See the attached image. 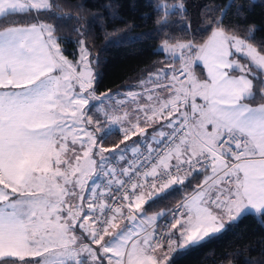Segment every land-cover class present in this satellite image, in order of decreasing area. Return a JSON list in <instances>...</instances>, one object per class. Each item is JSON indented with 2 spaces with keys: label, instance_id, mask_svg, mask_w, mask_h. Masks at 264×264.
I'll return each instance as SVG.
<instances>
[{
  "label": "snow or ice",
  "instance_id": "6c2138e0",
  "mask_svg": "<svg viewBox=\"0 0 264 264\" xmlns=\"http://www.w3.org/2000/svg\"><path fill=\"white\" fill-rule=\"evenodd\" d=\"M156 7L165 26L169 12L188 14L186 0ZM232 7L243 19L245 4ZM62 11L58 0H0V264H167L177 243L172 229L181 246L197 245L226 221L264 218V42L255 46L254 27L245 28L251 39L241 38L225 28L227 11L209 9L218 18L205 20V42L164 41L162 51L179 57L178 71L160 69L141 91L116 99L97 95L100 76L84 40L77 71L56 28L38 19H73ZM93 100L119 107L94 120ZM154 124L157 147L146 142L144 153L140 142L119 153L104 146L114 126L123 143L148 136ZM129 152L136 161L127 163ZM200 172L202 183L172 213L169 231L158 233L165 213L148 215L145 193L151 197L157 180L162 191Z\"/></svg>",
  "mask_w": 264,
  "mask_h": 264
},
{
  "label": "trees",
  "instance_id": "16d2710c",
  "mask_svg": "<svg viewBox=\"0 0 264 264\" xmlns=\"http://www.w3.org/2000/svg\"><path fill=\"white\" fill-rule=\"evenodd\" d=\"M58 2L63 9L58 15L73 19H52L47 15H40L38 19L56 28L60 48L69 61L78 60V41L84 40V46L95 61L96 75L100 76L94 85L97 95L132 88L135 83L169 64L170 60L158 50L165 40L170 43L205 42L211 34L208 31L211 24L205 23V20L207 17L218 18V13L209 9L222 7L227 11L224 26H231L232 34L251 39V36H246L245 28L252 26L255 29V46L259 47L264 42V0H186L187 17L169 12L166 14L167 26L163 24L164 16L158 18L160 10L156 5L165 2L174 4L176 0ZM233 2L237 6L245 4L243 19L237 17L236 7L229 10L228 6ZM32 19L29 17L23 22ZM185 25L189 27L185 29ZM77 27L81 28L83 37L74 31ZM195 72L204 77L200 67L196 66ZM121 139L122 136L115 133L104 142V146H117ZM202 175L192 174L186 178L183 186L159 193L146 205L145 210L149 213H168L197 188ZM167 264H264V218L255 214L242 216L210 242H202L187 251L173 254Z\"/></svg>",
  "mask_w": 264,
  "mask_h": 264
},
{
  "label": "rangeland",
  "instance_id": "374dc122",
  "mask_svg": "<svg viewBox=\"0 0 264 264\" xmlns=\"http://www.w3.org/2000/svg\"><path fill=\"white\" fill-rule=\"evenodd\" d=\"M162 48H163V44L159 47V51L160 52H162V53H164V54H166L167 55V58L170 60V62H169V64H168V67L166 68V69H164L165 71H167V72H172V71H174L175 69H176V67H178L179 65H180V63H177V61H179V57L177 56V57H173V56H171V54L170 53H168V52H166V51H162ZM78 53H79V55H78V60L77 61H71L73 64H77L78 65V67H77V71H80L81 70V67L79 66V62H80V60H81V46L79 47V50H78ZM88 53H89V51H88ZM63 54V53H62ZM238 56H240L244 61H241L240 63H242V64H248V61H247V58H245V57H243V56H241L240 54H238ZM88 60L91 62V67H92V69H93V72H94V74H96V72H95V61H93L92 60V57H91V54L89 53V56H88ZM179 64V65H178ZM178 65V66H177ZM167 66V65H166ZM248 66L249 67H253L251 64H248ZM163 68H165V66L164 67H162L161 69H163ZM194 73H195V71H194ZM147 79H145V80H141V81H146ZM141 81H139V82H137V83H135L133 86H132V88H126L125 90H123V91H117V92H108V94L109 95H114V94H119L118 96H116V99H120L127 91H129V90H132V91H137V92H139V91H141ZM145 87H148L149 85H147L146 83H145V85H144ZM97 106V107H95V108H93V106ZM118 107L119 106H117V105H115L114 103H113V101H107L106 103H104V104H101L100 103V101H98V100H93V101H90V104H89V108H93V112L91 113L92 115H93V119L95 120V119H97V118H99L102 122L104 121V119H105V113H109V114H112L113 112H114V110H116V109H118ZM163 123H167V121H162ZM103 127H105V128H107V125H102ZM117 127H119V126H114L113 127V129H112V131H113V133H116V128ZM156 130V129H155ZM155 130H147L148 131V136L146 137L147 139H145L146 140V142H150V141H152V136H154L155 135ZM118 134H120V136H122L123 134H122V132L121 133H118ZM114 134H110L109 135V140L112 138V136H113ZM136 137V138H135ZM108 138L105 140V141H108ZM133 138L134 139H136L137 140V142H139V140L142 138H139V136H134V137H132V139H130V140H133ZM130 140H127V141H130ZM121 141H122V139H121ZM121 141H120V143L118 144L119 145V147H116V146H113V147H109V148H116V152L117 153H119L122 149H123V147H125V146H127L128 145V143L127 144H121ZM130 153V152H129ZM128 153V154H129ZM105 155L107 156V155H110L109 153H105ZM186 183V179H185V182H184V184ZM184 184H178V185H173V186H171L170 188H167V189H164V190H162V191H160L159 193H166V192H168V191H170V190H173V189H175V188H177V187H181V186H183ZM149 197V196H148ZM182 203V202H181ZM180 204V203H179ZM178 204V205H179ZM177 205V206H178ZM170 211V210H169ZM168 211V212H169ZM166 214H167V212H166ZM123 227V226H122ZM175 250V245H174V247H173V249L171 250V251H169L168 253H171L172 251H174ZM173 254V252L171 253V255Z\"/></svg>",
  "mask_w": 264,
  "mask_h": 264
},
{
  "label": "crops",
  "instance_id": "0c3cea01",
  "mask_svg": "<svg viewBox=\"0 0 264 264\" xmlns=\"http://www.w3.org/2000/svg\"><path fill=\"white\" fill-rule=\"evenodd\" d=\"M60 49H61V48H60ZM61 52H62V50H61ZM165 55H166V54H165ZM235 56H236V58H237L240 62L243 60L240 56H238V54H235ZM166 57H167V55H166ZM167 59H168V58H167ZM196 66L200 67L201 70H202L203 73H204V77H202V76H200V74H198L197 72H195L196 77H197L198 79H205V78H206V75H207V70H206L205 68H203V65H202V64H196V65L194 66V71H195V67H196ZM167 67H168V64H167V66H165V68H163V70L166 69ZM159 70H160V69H159ZM154 73H155V72H154ZM147 78H148V77H146L145 79H147ZM145 79H143V80H145ZM146 81H147V80H146ZM158 91H162V90H158ZM165 95H168V94L165 93ZM197 102L199 103L200 101L198 100ZM161 124H164V123L161 121ZM159 127H160V124H154L153 126L148 127L147 130H155V129L159 128ZM209 131H211V126H209ZM147 132H148V131H147ZM146 137H147V136H146ZM146 137H142V139H140L139 142H140L141 140L146 141V140H145V139H147ZM135 138H136V137H135ZM134 142H137V140L133 138V140L126 141V142H123V143L121 142V144H127V143H128L127 146L130 148L131 146H133ZM125 147H126V146H125ZM125 147H123V149H124ZM208 174H210V173H208ZM204 176H205V174L203 173V175H202V179H201V183H202V181H203V179H204ZM160 191H161L160 189L157 190L156 192H154V194L151 195V197L145 196V199L148 200V203H149L151 200H153L154 198L157 197V195L159 194ZM193 194H194V191H193L190 195H188V196L186 197V199H185L183 202H185L187 199H190L191 196H192ZM183 202H182V203H183ZM148 203H147V204H148ZM147 204L144 205V208L146 207ZM157 213H160V212H157ZM157 213H149V212H147V214L150 215V216H151V215H156ZM163 213H165V215H166V212H163ZM165 215H164V216H165ZM255 215H256V214H255ZM164 216L159 217L158 220L161 219V218L164 217ZM240 218H241V217H240ZM240 218H237V220H239ZM237 220H236V221H237ZM236 221H234V222H236ZM234 222L226 221V222H225V229L222 230L219 234L223 233V232L228 228V226L231 225V224L234 223ZM122 226H123V224L121 225V227H122ZM78 234H79V232H78ZM219 234H215V236H216V235H219ZM171 235H172L174 238L177 239V243H176V245H175V250L172 251L173 254L178 253V252H184V251H187V250H189L190 248L196 246V245H192V244H189V245H187V246H181L180 241H179V239L177 238V230H175V229H172V230H171ZM105 239L108 240L109 238L106 237ZM206 239H207V238H206ZM201 243H202V242H201ZM197 245H198V244H197ZM93 247H95V246H93ZM172 252H171V253H172ZM171 253H168V257H169V258L173 255V254L171 255ZM168 261H169V259H168ZM168 261H167V263H168Z\"/></svg>",
  "mask_w": 264,
  "mask_h": 264
},
{
  "label": "built area",
  "instance_id": "2783aa9c",
  "mask_svg": "<svg viewBox=\"0 0 264 264\" xmlns=\"http://www.w3.org/2000/svg\"><path fill=\"white\" fill-rule=\"evenodd\" d=\"M180 67H181V64L175 70L178 71L180 69ZM181 78H183V77H181ZM150 142H152V147H154V148L157 147V145L153 141H150ZM139 146H140V152L141 153H144L146 151V141H141ZM136 160H137V156L132 155L131 152H130L128 154L127 163H131V162L136 161ZM124 163L125 162L116 161V165H123ZM200 173H202V172H200ZM193 174H196V173H193ZM125 179H127V178H125ZM156 183H157V189L156 190H159L160 187H161V182L159 180H157ZM102 186H103V181H102ZM156 190H153L152 191V194ZM145 196H148L147 192L145 193ZM181 204L182 203H180L178 206H176L173 209H171L164 217H162L161 219H159L157 221L158 233H165V232H168L169 231V225L175 219V217L172 215V213L175 212V211H177V210H179V206Z\"/></svg>",
  "mask_w": 264,
  "mask_h": 264
}]
</instances>
